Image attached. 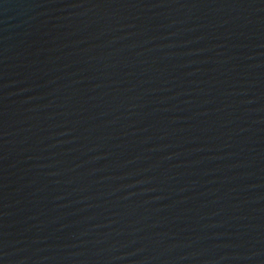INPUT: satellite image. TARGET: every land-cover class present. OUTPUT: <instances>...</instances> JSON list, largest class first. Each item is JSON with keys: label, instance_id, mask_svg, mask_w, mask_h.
Returning a JSON list of instances; mask_svg holds the SVG:
<instances>
[{"label": "water", "instance_id": "1", "mask_svg": "<svg viewBox=\"0 0 264 264\" xmlns=\"http://www.w3.org/2000/svg\"><path fill=\"white\" fill-rule=\"evenodd\" d=\"M0 264H264V0H0Z\"/></svg>", "mask_w": 264, "mask_h": 264}]
</instances>
